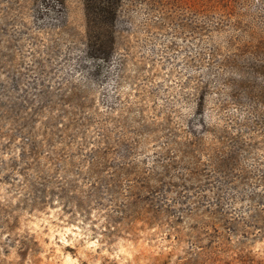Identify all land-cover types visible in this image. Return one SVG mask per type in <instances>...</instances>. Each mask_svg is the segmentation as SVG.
Masks as SVG:
<instances>
[{
  "label": "rangeland",
  "instance_id": "rangeland-1",
  "mask_svg": "<svg viewBox=\"0 0 264 264\" xmlns=\"http://www.w3.org/2000/svg\"><path fill=\"white\" fill-rule=\"evenodd\" d=\"M67 13L62 25L40 18L35 0H0V264H264V218L251 217L246 180L234 189L211 137L198 145L183 139L201 82L237 52L235 21L242 31L264 30V0H123L116 53L98 82L78 61L84 0H67ZM106 120L103 140L98 123ZM117 126L142 161L170 151L198 155L202 204L239 199L218 202L221 230L208 228L207 212L188 223L177 215L116 225L93 206L74 219L62 202L25 186L23 176L39 169L20 157L23 147L30 155H88L100 140L115 153ZM171 132L187 144L180 153V145L166 146ZM236 163L235 176L264 172V155ZM179 165L171 173L187 167Z\"/></svg>",
  "mask_w": 264,
  "mask_h": 264
},
{
  "label": "trees",
  "instance_id": "trees-1",
  "mask_svg": "<svg viewBox=\"0 0 264 264\" xmlns=\"http://www.w3.org/2000/svg\"><path fill=\"white\" fill-rule=\"evenodd\" d=\"M35 4L40 18L58 20L62 25L68 23L67 0H35ZM122 5L123 0H84L86 41L78 61L86 64L94 82L101 79L105 68H110L115 56ZM233 25L242 32L237 35V52L223 61L216 74H207L201 82L203 89L195 97L183 124L186 133L183 139L196 145L208 143L207 137L214 139L219 147L211 149L212 154L224 155L218 160V167L226 169L224 174L230 183L237 181L234 189L242 187L238 184L240 180H246L250 210L253 209L251 217L264 218V172L233 175L240 155H264V30L251 27L242 31L238 21ZM216 30L223 32L224 24ZM73 107L82 113L80 106ZM70 124L77 127L72 121ZM98 124L99 137L104 140L109 136L108 122ZM119 133L115 153H110L113 148L102 147L100 140L99 145L91 143L94 148L91 153L86 150L88 155H30L31 148L23 147L20 157L30 166L34 161L39 169L34 175L23 176L25 186L38 187L50 198L62 202L64 210L74 219L79 214L88 216L93 206L105 209L107 218L116 225L127 220L150 222L177 215L188 223L207 212L208 228L221 230L217 225L223 222L225 207L218 202L223 203V198L239 199L223 195L217 203L202 204L205 197L198 194V189L203 172L198 155L189 153L181 157L170 151L142 161L133 155L135 147L128 142L126 133L121 130ZM165 137L166 146L180 145L179 153L187 145L175 141L176 134L172 132ZM175 163L187 167L173 174L170 167ZM171 201L174 203L169 204ZM237 223L241 221L236 219L234 224Z\"/></svg>",
  "mask_w": 264,
  "mask_h": 264
}]
</instances>
